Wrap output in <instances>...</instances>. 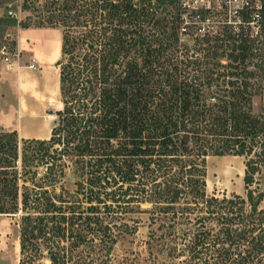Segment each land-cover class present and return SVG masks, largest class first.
I'll use <instances>...</instances> for the list:
<instances>
[{
	"label": "trees",
	"instance_id": "obj_1",
	"mask_svg": "<svg viewBox=\"0 0 264 264\" xmlns=\"http://www.w3.org/2000/svg\"><path fill=\"white\" fill-rule=\"evenodd\" d=\"M28 1L47 17L38 27H62L64 106L48 139L0 131V214L20 215V264H44L45 251L51 264H96V242L111 253L137 231L128 215L146 202L151 224L165 227L149 243L179 264H264V226H240L246 199L250 216L263 211L254 185L264 111L253 104L264 87V0L206 9L182 0ZM167 8L176 36L163 30ZM227 154L245 158L247 198L208 196L206 160ZM68 169L75 191L62 185Z\"/></svg>",
	"mask_w": 264,
	"mask_h": 264
},
{
	"label": "rangeland",
	"instance_id": "obj_2",
	"mask_svg": "<svg viewBox=\"0 0 264 264\" xmlns=\"http://www.w3.org/2000/svg\"><path fill=\"white\" fill-rule=\"evenodd\" d=\"M242 1L245 2L246 0H201V3L207 6L210 5V7L214 5L220 7L221 4L227 3L233 8ZM0 2H3V5L7 6V10L11 9L16 13L14 17L5 16L0 19V42L5 41L8 36V39L13 40L15 43L16 50H20L21 52L22 65L28 62L30 64H35L37 67L36 69L21 67L18 70V72L21 73L20 78L23 76L27 79V83H30L29 79H32V89L29 90L31 96L30 103L35 105L33 111L37 115V117L31 119L24 118L23 123L25 127H19L18 136L19 138H25V136L30 135V133L32 135L39 134L40 136L48 133V136H50L51 130L58 119L56 112L64 106L60 89V71L59 67L56 65V62L62 55V27H51L47 25L38 27L43 18L47 17L46 15H42V17L38 15L31 1L0 0ZM40 3V6L43 5L44 8L47 5L46 0H42ZM203 8L206 9V7ZM169 9L167 8L163 11L160 15V19H162L167 26L163 25V30L167 34L166 36H170V34L176 36L170 22L172 17ZM209 22L210 19L200 22V25L206 26V23ZM24 25L28 26L25 27ZM169 42L171 41L169 40ZM185 43H188V41L179 40L177 45L181 46V44ZM174 44L176 46L175 42ZM44 50H50V53L47 69L42 72L44 68L33 56L39 51L43 52ZM169 50L172 49L169 48ZM181 51L185 52L186 50ZM31 70L37 72L38 76H32L31 78L28 74ZM23 91L28 90L26 87H23ZM4 94L3 107L4 110H7L10 104L9 101L11 100L9 84L4 83ZM32 96L35 102L32 101ZM17 103V106H19L20 99ZM253 106L255 112L264 111V87L263 90L254 97ZM206 166L207 192L209 197L216 196L222 198L226 196L227 198H233L235 194H240L242 197L247 198L244 184L246 168L244 157L229 154L210 155L206 160ZM257 178L260 181L255 183L254 186H259V188L264 190V168L262 174L258 175ZM64 180L62 185L67 189L75 191L78 188L76 184L77 176L73 170H67V175ZM152 207L153 204L146 202L143 203L136 212L128 215V217L138 221V229L134 233H124L120 236L119 241L116 243L111 253L108 254L104 249V245L99 244V241L96 242L97 247L93 250L94 256L97 257L96 264H179V260L177 258H175L177 261L174 258L171 259L166 248H163L159 243H156V245L154 243H152V245L149 243V239L151 240V230H154L155 234H160L165 231V227L157 229L161 222L159 219L151 224L153 220L151 214ZM260 208L263 209V211H260L257 215L250 216L251 208L246 199V212L243 215L244 217L240 222V226L249 231H252L251 228H254L253 231L258 230L259 224L264 226V200ZM181 216L182 215L179 213L178 218ZM191 217L197 219V214L193 213ZM128 220L130 219L128 218ZM20 223L19 214L15 216L0 214V264H20V259L22 258ZM130 223H133V221L130 220ZM196 226L197 225L193 226V228ZM245 233L249 238L242 240L243 244L241 250L242 255L245 254L248 256V250L251 249L253 244L250 242L251 236L254 233L247 231ZM76 250L81 251L80 256L85 255L83 252L85 246H80ZM44 254L43 263L51 264L46 251ZM185 254H187V252ZM253 263H257L256 258H254ZM253 263L250 262L249 264Z\"/></svg>",
	"mask_w": 264,
	"mask_h": 264
},
{
	"label": "crops",
	"instance_id": "obj_3",
	"mask_svg": "<svg viewBox=\"0 0 264 264\" xmlns=\"http://www.w3.org/2000/svg\"><path fill=\"white\" fill-rule=\"evenodd\" d=\"M49 53H50V50H44L43 52L39 51L33 56L35 57L36 61H39L41 66L44 68L42 72H44L47 69V65L49 63V60H48ZM20 74L21 73L18 72L17 68L13 67L11 69H8L3 63L0 62V131L16 130L18 132L19 127H23V128L25 127L23 123L24 118L31 119V118L37 117L36 113H34L33 111L35 109V105L30 103L31 96H30L29 90L32 89V85H31L32 79H29L30 83H27V79H25L23 76L22 78H20L21 77ZM28 74L31 78L32 76L33 77L38 76V73L32 70ZM4 83L9 84L10 92H11V100L9 101L10 104L7 110H4V107H3V100H4V95H5L4 94ZM23 87H26L28 91H23ZM19 99H20V105L17 106L18 104L17 102L19 101ZM32 99H33L32 101L35 102V99L33 96H32ZM30 137L38 138V139H48L50 136H48V133L45 135H41V136L39 134L32 135L30 133V135L25 136V138H30Z\"/></svg>",
	"mask_w": 264,
	"mask_h": 264
},
{
	"label": "built area",
	"instance_id": "obj_4",
	"mask_svg": "<svg viewBox=\"0 0 264 264\" xmlns=\"http://www.w3.org/2000/svg\"><path fill=\"white\" fill-rule=\"evenodd\" d=\"M185 6H188L193 9H201L203 7L209 8V6L202 4L201 0H182ZM7 6L3 5V2H0V19L7 16V17H14L16 13L13 10H7ZM10 35V34H9ZM0 62L3 63L8 69L13 67L17 68L18 70L21 67H28L30 69H36L37 67L35 64H30L28 62L22 65V58L20 50H16L15 43L13 40L5 39V41L0 42Z\"/></svg>",
	"mask_w": 264,
	"mask_h": 264
}]
</instances>
